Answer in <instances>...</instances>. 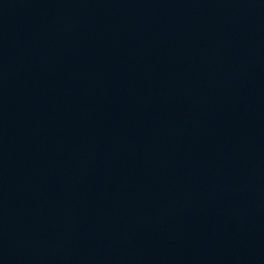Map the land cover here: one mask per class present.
<instances>
[{
  "label": "water",
  "instance_id": "obj_1",
  "mask_svg": "<svg viewBox=\"0 0 264 264\" xmlns=\"http://www.w3.org/2000/svg\"><path fill=\"white\" fill-rule=\"evenodd\" d=\"M0 264H264V0H0Z\"/></svg>",
  "mask_w": 264,
  "mask_h": 264
}]
</instances>
